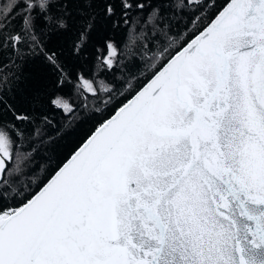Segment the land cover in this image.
<instances>
[{
  "label": "snow or ice",
  "instance_id": "6c2138e0",
  "mask_svg": "<svg viewBox=\"0 0 264 264\" xmlns=\"http://www.w3.org/2000/svg\"><path fill=\"white\" fill-rule=\"evenodd\" d=\"M99 2L105 18L119 9L140 28L129 51L141 42L151 79L19 207L7 205L20 190L11 177L31 153L16 152L9 169L13 142L0 130V264H264V0ZM19 3L0 4L4 43L35 45L37 32L66 25V3L51 10L61 0H23L21 27L4 33ZM181 21L197 25L186 43L172 34ZM105 47L112 67L118 53Z\"/></svg>",
  "mask_w": 264,
  "mask_h": 264
},
{
  "label": "trees",
  "instance_id": "16d2710c",
  "mask_svg": "<svg viewBox=\"0 0 264 264\" xmlns=\"http://www.w3.org/2000/svg\"><path fill=\"white\" fill-rule=\"evenodd\" d=\"M7 0H0V4ZM152 7H164L168 0H143ZM173 3L179 0H172ZM66 3V25L59 29L54 26L37 32V43L31 40L3 42L0 36V130L7 131L13 142L10 147L11 162L4 158L9 169L15 166V153H31L22 174L11 177L13 185L20 190L15 199L10 192L7 205L17 207L23 203L51 175L62 161L83 141V139L104 118L110 115L126 100L151 74L152 61L143 59L141 42L129 51V33L140 28L133 22L125 24L119 19V9L114 18H105L103 3L99 0H61L51 5L53 13ZM222 5L224 0H209L211 4ZM23 0L8 18L9 27L19 30L22 24L21 11ZM149 11L145 9V13ZM170 12V9H165ZM95 12L96 21L88 28L89 18ZM205 8L200 13L201 23L208 20ZM132 17L141 13L133 10ZM197 27L184 23L173 26V35L177 42H186L190 32ZM88 29L82 37L81 33ZM186 38V39H185ZM107 42L115 46L119 59L108 67L101 59L108 54ZM155 51L153 48L149 51ZM55 54V58L49 57ZM133 77H136L134 80ZM83 78V79H81ZM85 79L113 83L115 91L93 94L83 86ZM57 97L67 100L72 111L65 112L52 101ZM16 115L27 116L20 121ZM22 135H17V133ZM36 182L33 183L32 181ZM0 203H5L0 201Z\"/></svg>",
  "mask_w": 264,
  "mask_h": 264
},
{
  "label": "water",
  "instance_id": "95a60500",
  "mask_svg": "<svg viewBox=\"0 0 264 264\" xmlns=\"http://www.w3.org/2000/svg\"><path fill=\"white\" fill-rule=\"evenodd\" d=\"M192 38V36L188 39V40H190ZM187 42V41H186ZM185 42V43H186ZM156 70H158V69H156ZM151 79V75L126 99V100H124L110 115H108L106 118H104L99 124H101L103 121H105V120H107V119H109L111 116H113L114 114H115V112H116V110L118 109V108H120L121 107V105H123V104H125V103H127L129 100H131L132 99V97L136 94V91L137 90H139V88L140 87H143L144 85H146L147 83H148V81ZM99 124H97L94 128H93V130L83 139V141L82 142H80V144L62 161V163L51 173V175L37 188V190H35L31 195H34L36 192H38L39 190H40V188L41 187H43V184L44 183H47V181H48V179H50L51 178V176L52 175H54L55 174V171L82 145V144H84V142L87 140V138L96 130V128L98 127V125ZM0 158H4V157H2V155H0ZM31 195L26 199V200H28V199H30L31 198ZM25 200V201H26ZM24 201V202H25ZM20 206V205H19ZM19 206H17V207H19Z\"/></svg>",
  "mask_w": 264,
  "mask_h": 264
}]
</instances>
